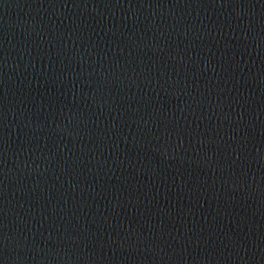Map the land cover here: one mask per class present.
Instances as JSON below:
<instances>
[{"label": "water", "instance_id": "water-1", "mask_svg": "<svg viewBox=\"0 0 264 264\" xmlns=\"http://www.w3.org/2000/svg\"><path fill=\"white\" fill-rule=\"evenodd\" d=\"M0 264H264V0H0Z\"/></svg>", "mask_w": 264, "mask_h": 264}]
</instances>
